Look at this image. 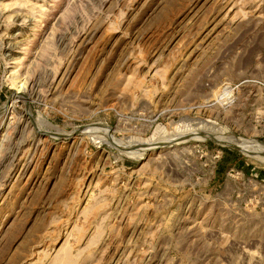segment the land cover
<instances>
[{"label": "rangeland", "instance_id": "1", "mask_svg": "<svg viewBox=\"0 0 264 264\" xmlns=\"http://www.w3.org/2000/svg\"><path fill=\"white\" fill-rule=\"evenodd\" d=\"M218 135L264 145V0H0V264H264Z\"/></svg>", "mask_w": 264, "mask_h": 264}, {"label": "bare ground", "instance_id": "2", "mask_svg": "<svg viewBox=\"0 0 264 264\" xmlns=\"http://www.w3.org/2000/svg\"><path fill=\"white\" fill-rule=\"evenodd\" d=\"M228 96V95H227ZM95 128V127H94ZM94 128H90V129H94ZM96 128H98V127H96ZM98 129H100L101 131H103V130H106L107 131V129L106 128H98ZM97 129V130H98ZM93 131V130H92ZM105 131V132H106ZM104 133V132H103ZM105 135V134H104ZM202 137V135H198V134H196V135H192V138H194V137ZM205 137V136H204ZM213 140V141H216V142H219V143H222V144H225V145H228V146H231V147H235V148H238V149H241V151H245L243 148H245V149H247L248 150V148L249 147H251L252 149H253V151L255 152V156H256V154L257 155H259V156H262V155H264V145H262V144H259L258 142H255V141H253V142H251V141H244V140H239V139H237V138H234V137H228V136H223V135H218V136H213V137H210L209 139H206V140ZM202 141H203V139H202ZM167 144V143H166ZM159 145V146H158ZM116 146V145H115ZM160 147V148H162V146H163V143H161V144H154V145H152V146H149V147H144V148H148V150H151V149H154L155 147ZM118 147V146H117ZM144 148H140L139 149V151H144L145 149ZM130 150V149H129ZM147 150V151H148ZM146 151V150H145ZM251 151V150H250ZM244 153H246V152H244ZM251 154H252V152H251ZM248 155V154H247ZM137 157V156H136Z\"/></svg>", "mask_w": 264, "mask_h": 264}]
</instances>
